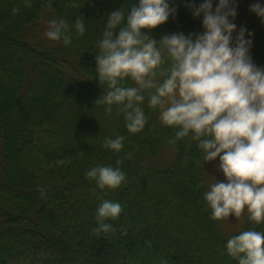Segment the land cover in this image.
Returning a JSON list of instances; mask_svg holds the SVG:
<instances>
[{
  "label": "trees",
  "instance_id": "16d2710c",
  "mask_svg": "<svg viewBox=\"0 0 264 264\" xmlns=\"http://www.w3.org/2000/svg\"><path fill=\"white\" fill-rule=\"evenodd\" d=\"M134 2L32 0L26 8L23 0H0V264H237L226 243L238 234L223 237L203 199L205 162L197 144L188 138L170 144L176 129L162 125L147 98L142 107L149 120L137 134L127 131L115 107L107 114L104 105L95 106L107 90L98 84L94 59L107 14L127 12ZM174 6V17L143 31L156 39L199 32L202 17ZM43 10L48 21L69 25L83 15L85 33L71 29V43L61 39L52 51L28 43L23 34L38 30ZM251 40L256 65L264 67V34ZM116 136L125 137L120 153L102 147L105 137ZM168 152L172 161L162 168L158 162ZM125 153L132 158L119 165L126 181L117 189L100 190L86 178L97 165L117 167ZM20 159L25 179L17 175ZM102 200L118 202L123 211L105 221L114 231L95 236ZM251 227L264 231V224Z\"/></svg>",
  "mask_w": 264,
  "mask_h": 264
},
{
  "label": "clouds",
  "instance_id": "9594fccd",
  "mask_svg": "<svg viewBox=\"0 0 264 264\" xmlns=\"http://www.w3.org/2000/svg\"><path fill=\"white\" fill-rule=\"evenodd\" d=\"M185 0L194 19L202 17V31L185 35L176 32L159 39L148 35L177 13L175 0H138L125 12L107 14L94 59L98 84L107 90L95 100L111 114L123 115L130 134L140 133L149 117L143 110H159L165 127L176 129L175 139L188 138L197 144L205 164L214 163L216 179L204 192L211 209V219H248L264 224V67L257 66L250 55L253 33L243 26L237 30V0ZM31 8L32 0H23ZM50 8V6H49ZM20 9L14 7L12 14ZM264 24V6L250 5ZM44 35L51 41H72L75 30L83 36L85 18L79 15L69 25L64 19H51ZM118 29V31H117ZM249 39L245 38V33ZM235 33V36H234ZM131 81L133 86H128ZM99 122V121H98ZM124 136L105 137L102 147L120 153ZM132 153L117 159V167L97 165L86 172L100 190L117 189L126 181L119 167ZM218 158V163H215ZM41 195L44 190L40 189ZM123 208L118 202L102 200L96 212L100 236L114 231L112 224ZM151 246V241H146ZM226 252L237 264H264V231H241L227 240Z\"/></svg>",
  "mask_w": 264,
  "mask_h": 264
},
{
  "label": "rangeland",
  "instance_id": "374dc122",
  "mask_svg": "<svg viewBox=\"0 0 264 264\" xmlns=\"http://www.w3.org/2000/svg\"><path fill=\"white\" fill-rule=\"evenodd\" d=\"M257 2L260 3L262 6H264V0H237V5H238L237 15H236L235 20L233 21L237 25V30H239V28L243 26L247 29L248 32L250 29H253V32H252L253 34L258 33V32H261L264 34V24L261 23L260 18L255 13H252L249 11L250 5L257 3ZM184 4H185V0H175V5H179L180 7H183ZM45 16H47L46 11L43 10L39 25H38V30H33L31 33L27 32L28 38L24 37V34H25L24 33L23 38H25V41H27L28 43L32 45L40 46L41 48L45 50L52 51L53 46H56L57 41H51L44 35V33L46 32L48 28V23H47L48 18H46ZM202 30L203 29L201 27L199 32H201ZM234 36H235V33H234ZM252 37L253 35L250 37V39H252ZM245 38L249 39L247 32L245 33ZM250 55L253 59V62L256 64L257 56L252 47L250 49ZM69 65L70 64L66 65L65 67L66 69L71 71V66ZM5 85L9 86V83L6 81ZM41 105L45 106V103L37 102L36 104L37 107ZM29 111H30L29 113H31L33 109H30ZM5 117L7 118V115H4V118ZM0 149H1V143H0ZM172 158H173L172 153L170 152L166 154L164 153L161 156V159L159 160L158 164L160 165V167L164 168L171 163ZM21 160L22 159H20V162H17V175L20 177V179H25V176H26L25 162ZM1 162H2V159L0 157V166H1ZM215 163H218V158ZM216 179L223 180V176L215 172L214 163L205 164L204 184L206 187V191L208 190V186L211 183L215 182ZM218 222H219L221 233L223 237L225 238H228L234 233L239 234L241 231H245L248 228L252 229L251 226L254 224V222L248 219V215L246 211H245V214L242 215V217L239 219L230 217L227 220H221ZM12 264H19V262H16V263L12 262Z\"/></svg>",
  "mask_w": 264,
  "mask_h": 264
}]
</instances>
